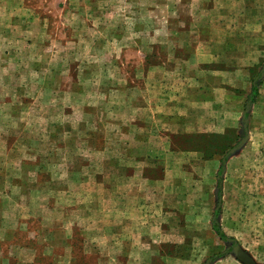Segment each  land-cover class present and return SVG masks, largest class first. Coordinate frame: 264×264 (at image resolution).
<instances>
[{
  "label": "rangeland",
  "instance_id": "1",
  "mask_svg": "<svg viewBox=\"0 0 264 264\" xmlns=\"http://www.w3.org/2000/svg\"><path fill=\"white\" fill-rule=\"evenodd\" d=\"M218 209L264 264V0H0V264H243Z\"/></svg>",
  "mask_w": 264,
  "mask_h": 264
},
{
  "label": "trees",
  "instance_id": "2",
  "mask_svg": "<svg viewBox=\"0 0 264 264\" xmlns=\"http://www.w3.org/2000/svg\"><path fill=\"white\" fill-rule=\"evenodd\" d=\"M259 83H258V81L253 85V87H252V92H251V94H250V96H249V98H250V100L251 101H255V99H256V97H257V95H258V91H259ZM224 169V166H222L221 167V171L220 172H222V170ZM219 185H221V181L219 182ZM221 192H222V190H221V188L219 187V189H218V193H219V196H221ZM218 215H220V209H218L217 211H216V217L214 218V220H213V228H214V230L217 232V234L220 236V238H221V240H223V241H228V242H231V243H237V241L234 239V238H230L229 236H227V234L223 231V229L221 228V225H220V223H219V221H218V219H217V216ZM218 257H220V255L219 256H216V258H218Z\"/></svg>",
  "mask_w": 264,
  "mask_h": 264
},
{
  "label": "water",
  "instance_id": "3",
  "mask_svg": "<svg viewBox=\"0 0 264 264\" xmlns=\"http://www.w3.org/2000/svg\"><path fill=\"white\" fill-rule=\"evenodd\" d=\"M250 110V105H247V108L244 113V119H245V125L244 128L246 130L247 124H248V119H246L247 114ZM247 132V130H246ZM248 140V136L246 135L245 138L243 139L242 143H245ZM233 252L235 257L242 262L243 264H258L256 260L238 243H235L233 246Z\"/></svg>",
  "mask_w": 264,
  "mask_h": 264
},
{
  "label": "crops",
  "instance_id": "4",
  "mask_svg": "<svg viewBox=\"0 0 264 264\" xmlns=\"http://www.w3.org/2000/svg\"><path fill=\"white\" fill-rule=\"evenodd\" d=\"M174 77H177L179 74L178 73H173ZM178 74V75H177ZM192 75H194V71H191ZM194 82L193 78H190L189 81L186 83L187 85H189V87L191 86V84ZM241 84H239L237 87H240ZM239 90V89H238ZM241 92V90H239ZM244 92H246V94L248 93V90L246 89V85H245V90H243ZM148 106V104H146ZM120 117V116H119ZM147 122V121H146ZM148 123V122H147Z\"/></svg>",
  "mask_w": 264,
  "mask_h": 264
}]
</instances>
